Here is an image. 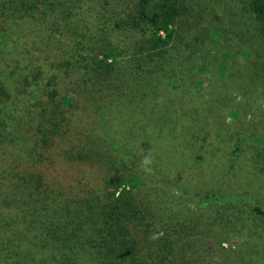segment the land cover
<instances>
[{"label":"rangeland","instance_id":"obj_1","mask_svg":"<svg viewBox=\"0 0 264 264\" xmlns=\"http://www.w3.org/2000/svg\"><path fill=\"white\" fill-rule=\"evenodd\" d=\"M126 2H114L110 25ZM179 10L158 65L140 58L139 36L117 34L118 64L103 79V147L113 151L103 155V179L109 170L140 178L134 195L147 208L146 238L169 242L173 264H264V216L245 203L264 209V28L246 0H180ZM92 12L94 31L103 10ZM12 163L0 151V170ZM226 194L248 197L234 205ZM3 196L0 219L12 220ZM19 252L13 262L63 264L33 247ZM86 260L72 263L98 264Z\"/></svg>","mask_w":264,"mask_h":264},{"label":"trees","instance_id":"obj_2","mask_svg":"<svg viewBox=\"0 0 264 264\" xmlns=\"http://www.w3.org/2000/svg\"><path fill=\"white\" fill-rule=\"evenodd\" d=\"M117 1L0 0V151L13 162L7 173L0 170L1 207L12 218L0 219V264H25L13 262L22 247L57 255L63 264L174 263L169 242L146 238L147 211L134 195L140 178L109 170L113 176L103 179V79L118 64L121 32L139 36L141 59L163 62L180 0H125L131 7L117 8L110 25ZM246 4L263 29L264 0ZM93 10L96 16L103 10L94 31ZM16 86L27 97L22 112L14 104ZM221 196L235 197L228 200L234 205L248 197ZM245 203L264 216L261 206Z\"/></svg>","mask_w":264,"mask_h":264}]
</instances>
